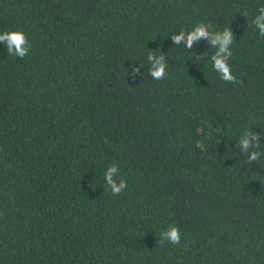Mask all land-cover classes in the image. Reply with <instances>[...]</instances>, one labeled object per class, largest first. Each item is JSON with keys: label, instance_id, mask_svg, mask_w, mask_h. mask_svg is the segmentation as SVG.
I'll list each match as a JSON object with an SVG mask.
<instances>
[{"label": "trees", "instance_id": "16d2710c", "mask_svg": "<svg viewBox=\"0 0 264 264\" xmlns=\"http://www.w3.org/2000/svg\"><path fill=\"white\" fill-rule=\"evenodd\" d=\"M262 6L0 0V33L31 43L23 59L0 43V264H264ZM201 22L232 29L240 83L214 71L206 40L173 44ZM150 51L165 55L163 80ZM247 130L261 133L252 163ZM173 224L180 244H162Z\"/></svg>", "mask_w": 264, "mask_h": 264}, {"label": "clouds", "instance_id": "9594fccd", "mask_svg": "<svg viewBox=\"0 0 264 264\" xmlns=\"http://www.w3.org/2000/svg\"><path fill=\"white\" fill-rule=\"evenodd\" d=\"M247 16V13H244ZM252 24L258 29L261 37H264V6L258 9V14L252 19ZM206 40L209 46L215 49L214 54L210 59L214 71H216L222 80L230 83H240L233 75L229 60L232 57V45L234 43V33L229 26H226L221 31H214L211 26L206 23H198L190 32L180 31L177 35H172L171 40L174 45H180L184 42L187 49H192L195 43L201 40ZM0 43L7 46V53L15 55L23 59L31 48V43L27 39L26 33L23 31H5L0 33ZM203 56L197 57V60L202 59ZM147 60L150 64L149 74L157 81L163 80L167 75V61L164 54L157 55L155 52H149ZM140 67H132L131 75L135 76L140 73ZM261 133L247 130L243 133L239 140V146L243 153L248 154V162L257 161L262 153L259 149L261 144ZM117 169L115 166L110 167L105 172L107 184L110 186V191L113 195L120 194L127 188V181L116 176ZM165 241L172 245H178L181 241V232L178 226L169 225V227L161 233V243Z\"/></svg>", "mask_w": 264, "mask_h": 264}]
</instances>
